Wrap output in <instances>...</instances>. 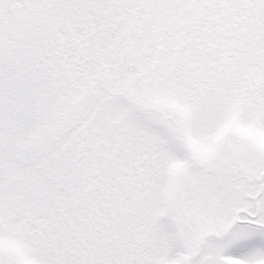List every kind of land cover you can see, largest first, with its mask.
Segmentation results:
<instances>
[{"label": "snow or ice", "instance_id": "6c2138e0", "mask_svg": "<svg viewBox=\"0 0 264 264\" xmlns=\"http://www.w3.org/2000/svg\"><path fill=\"white\" fill-rule=\"evenodd\" d=\"M0 264H264V0H0Z\"/></svg>", "mask_w": 264, "mask_h": 264}]
</instances>
